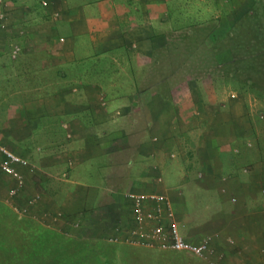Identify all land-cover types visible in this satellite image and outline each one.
I'll list each match as a JSON object with an SVG mask.
<instances>
[{
    "label": "crops",
    "instance_id": "crops-1",
    "mask_svg": "<svg viewBox=\"0 0 264 264\" xmlns=\"http://www.w3.org/2000/svg\"><path fill=\"white\" fill-rule=\"evenodd\" d=\"M183 2L0 0V141L33 167L19 169L14 199L33 211L47 197L50 219L96 216L125 234L128 195L161 193L179 233L207 239L209 259L264 264V101L225 85L137 82L156 62L183 60V10L194 7ZM127 90L140 99L127 104ZM44 174L66 193H47ZM31 183L43 194L26 197Z\"/></svg>",
    "mask_w": 264,
    "mask_h": 264
},
{
    "label": "rangeland",
    "instance_id": "rangeland-1",
    "mask_svg": "<svg viewBox=\"0 0 264 264\" xmlns=\"http://www.w3.org/2000/svg\"><path fill=\"white\" fill-rule=\"evenodd\" d=\"M190 1H193L194 7L184 6L183 10L184 20L188 22V26L184 29L185 38L181 47L183 60H166L163 62L164 68H160L159 63L156 62L151 66V73L145 77H137V82L143 83L145 78L147 86L152 84L154 87L152 89L157 88L158 91L163 89L159 88L160 86H166L170 90L173 86L181 84L225 85L234 93V90H241L245 100L264 101V59L263 56L259 57L256 54L264 53V0H184L183 3L191 5ZM260 59L263 60L259 61ZM179 68H182V74L176 70ZM192 70L194 73L197 72V75H193ZM206 72L209 74H203ZM249 79L253 82L250 84L254 86L245 82ZM122 81L125 84L129 79L126 76L120 77V82ZM128 87L124 85L121 88L124 90ZM157 93L173 95L166 91ZM139 94L142 92L135 91L133 98L131 92L127 90L118 95L129 104L131 99H140ZM139 108L140 111L145 108L143 102ZM263 110L264 108L260 111ZM55 179L44 174L37 181H40L41 187H45L47 193L52 189L54 195L57 192L58 195L63 196L67 188L59 177ZM10 182L9 178L0 173V263L65 264V261H68L66 264H219L220 262L198 258L186 251L160 250L129 244L124 240L126 234H121L124 236L117 241H110L107 239L111 234L109 225L99 230L96 216L85 221L84 214L62 212L58 216V221L54 220L53 216L50 219L47 214L51 204L47 203V197L34 201L35 203L30 205L35 208V211H32L27 208V202L22 205L14 199L21 195L22 190L14 197L9 196ZM42 192H39L33 184L31 187L27 185L24 189L26 197L35 193L43 194ZM40 201L44 203V207L40 206ZM74 203L75 200L72 209L78 210L76 208H80V205ZM40 208L42 211L38 212ZM62 219L65 225L60 223ZM193 239L199 242L204 238ZM71 241H97L98 246L96 250L90 251L84 246L83 250L79 251L76 250L77 245L72 244ZM65 242L67 244H64Z\"/></svg>",
    "mask_w": 264,
    "mask_h": 264
},
{
    "label": "built area",
    "instance_id": "built-area-1",
    "mask_svg": "<svg viewBox=\"0 0 264 264\" xmlns=\"http://www.w3.org/2000/svg\"><path fill=\"white\" fill-rule=\"evenodd\" d=\"M5 18V12L0 9V20ZM17 50L16 47L14 52ZM21 167L32 170L25 158L11 151L0 141V171L16 180L8 190L9 196L13 197L21 190L23 184L22 176L19 174ZM262 193L264 194V190ZM128 197L131 201L134 225L125 232L124 240L126 242L160 250L186 251L200 258H211L213 250L208 245L207 239L192 242L179 233L177 225L172 219L171 203L167 196L161 193H131ZM119 233L120 231L113 232L108 235L107 239L117 241L124 236Z\"/></svg>",
    "mask_w": 264,
    "mask_h": 264
},
{
    "label": "trees",
    "instance_id": "trees-1",
    "mask_svg": "<svg viewBox=\"0 0 264 264\" xmlns=\"http://www.w3.org/2000/svg\"><path fill=\"white\" fill-rule=\"evenodd\" d=\"M257 54V56H259V57H262L263 59H264V53H259L258 54V52L256 53ZM263 59H260L259 61H262ZM255 62H256V60H255ZM245 82H247L249 85H251V86H254V85H252V84H250V82L251 83H253L252 81H251V79H249V80H246ZM94 217V216H93ZM92 217V218H93ZM99 221H98V219H97V225H98V229L99 230H102V228L103 227H105V226H107V225H99V223H98ZM109 225V224H108ZM111 229V228H110ZM108 233V232H107ZM72 242V244H76L77 245V248H76V250H79V251H82L83 250V248H84V246H86L88 249H89V251L90 250H96L97 249V246H98V244H97V241H95V242H92V241H90V242H88V241H71ZM64 244H67V242H65ZM68 261H65V264L67 263ZM75 262V261H74ZM0 264H3V263H0ZM4 264H6V263H4ZM8 264H13V263H8Z\"/></svg>",
    "mask_w": 264,
    "mask_h": 264
}]
</instances>
